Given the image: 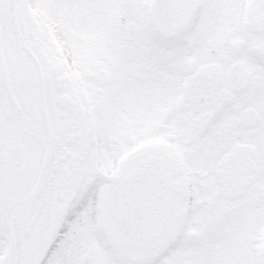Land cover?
<instances>
[{
    "label": "snow or ice",
    "instance_id": "obj_1",
    "mask_svg": "<svg viewBox=\"0 0 264 264\" xmlns=\"http://www.w3.org/2000/svg\"><path fill=\"white\" fill-rule=\"evenodd\" d=\"M0 264H264V0H0Z\"/></svg>",
    "mask_w": 264,
    "mask_h": 264
}]
</instances>
